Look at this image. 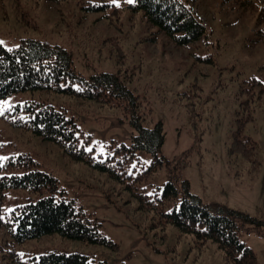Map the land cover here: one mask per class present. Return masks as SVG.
Returning a JSON list of instances; mask_svg holds the SVG:
<instances>
[{
  "label": "rangeland",
  "instance_id": "374dc122",
  "mask_svg": "<svg viewBox=\"0 0 264 264\" xmlns=\"http://www.w3.org/2000/svg\"><path fill=\"white\" fill-rule=\"evenodd\" d=\"M182 1L208 27L205 39L176 44L141 11H132V0H0V42L10 46L22 37L46 40L66 48L76 70L86 77L99 71L125 74L144 104V124L162 121L161 153L169 163L158 169L155 183L161 186L176 165L189 191L203 202H220L264 219V96L254 101L253 118L242 128L257 142L258 170L250 173L249 163L231 158L227 150L240 123L236 95L242 79L256 74L264 82V37L252 39L261 23L254 12L241 11L232 0ZM215 50V64L201 58ZM219 79L227 83L219 84ZM30 99L63 106L88 135L85 145L93 154L103 153L111 140L128 143L134 132L128 117L114 105L38 90L16 92L0 101V156L31 155L116 243H86L54 232L18 244L22 257L55 251L79 252L106 264H223L215 242L198 247L192 235L178 234L172 224L163 239L154 235L133 209L135 202L123 203L127 193L117 197L103 173L73 161L53 141L15 127L1 115L7 107ZM187 102L193 103V117ZM138 155L143 161L151 157L145 150ZM239 238L254 251L258 264H264V234L248 229Z\"/></svg>",
  "mask_w": 264,
  "mask_h": 264
},
{
  "label": "trees",
  "instance_id": "16d2710c",
  "mask_svg": "<svg viewBox=\"0 0 264 264\" xmlns=\"http://www.w3.org/2000/svg\"><path fill=\"white\" fill-rule=\"evenodd\" d=\"M232 1L241 11L254 12L256 22L261 23L254 31L258 35L252 39L264 37V0ZM129 5L132 11H141L150 25L176 44L209 36L206 24L182 0H132ZM215 52L201 58L215 64ZM261 77L251 74L240 83L236 95L241 106L240 123L233 130L227 148L231 158L249 163L250 173L260 166L258 147L242 128L244 122L253 118L254 101L264 96ZM129 81L117 70L94 72L86 77L76 70L66 48L46 40L22 37L10 46L0 42V101L16 92L38 90L114 105L128 117L134 132L128 143L111 140L103 153L93 154L85 145L88 135L80 131L74 117L63 106L56 107L45 99H30L7 107L1 115L9 124L53 141L73 161L103 173L117 197L127 193L123 203L135 202L133 209L144 225L153 229L154 235L163 239L167 225L172 224L178 234L192 235L198 247L207 241L215 242L222 252L223 264H258L254 251L239 234L248 229L264 234L263 218L220 202H203L189 191L188 181L179 177L176 165L161 186L155 183L158 169L169 163L161 153L162 121L157 120L151 126L144 124V104ZM226 83L219 79V84ZM192 104L187 102L193 117L196 112ZM140 150L151 154L149 161L140 158ZM10 193L14 194L8 199ZM98 226V219L68 197L56 177L39 169L31 155L0 156V264H106L95 263L79 252L48 251L25 258L16 250L18 244L28 239L54 232L86 243L116 247Z\"/></svg>",
  "mask_w": 264,
  "mask_h": 264
},
{
  "label": "snow or ice",
  "instance_id": "6c2138e0",
  "mask_svg": "<svg viewBox=\"0 0 264 264\" xmlns=\"http://www.w3.org/2000/svg\"><path fill=\"white\" fill-rule=\"evenodd\" d=\"M113 2H116V0H113Z\"/></svg>",
  "mask_w": 264,
  "mask_h": 264
}]
</instances>
